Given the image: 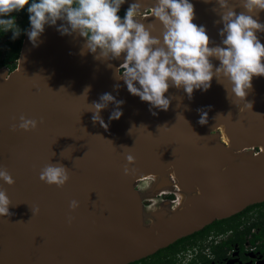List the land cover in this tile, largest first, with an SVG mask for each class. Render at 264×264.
Returning a JSON list of instances; mask_svg holds the SVG:
<instances>
[{
  "label": "water",
  "instance_id": "obj_1",
  "mask_svg": "<svg viewBox=\"0 0 264 264\" xmlns=\"http://www.w3.org/2000/svg\"><path fill=\"white\" fill-rule=\"evenodd\" d=\"M191 2L193 22L206 27L210 47L219 45L216 0ZM230 3L237 13L245 11L242 0ZM253 16L264 24V11ZM149 18L152 34L162 38V26ZM257 36L264 43V32ZM83 42L46 26L36 47L25 36L17 69L0 75V168L15 180L0 181L11 200V215L0 216V264H129L264 202V76L253 77L254 91L245 99L215 77L191 99L182 87H170L169 109L150 111L116 78L112 60L82 54ZM212 63L219 65L215 58ZM106 92L125 101L118 120H109L115 104L101 110L107 129L92 119L93 102ZM240 104L239 114L228 111ZM197 109L207 111L206 124L198 122ZM21 116L40 123L24 131ZM219 128L234 150L260 152L233 156ZM57 162L69 170L63 187L40 179L41 170ZM170 170L188 199L173 216L146 228L134 184Z\"/></svg>",
  "mask_w": 264,
  "mask_h": 264
},
{
  "label": "clouds",
  "instance_id": "obj_2",
  "mask_svg": "<svg viewBox=\"0 0 264 264\" xmlns=\"http://www.w3.org/2000/svg\"><path fill=\"white\" fill-rule=\"evenodd\" d=\"M127 2L0 0V32H11L13 41L23 32L36 47L45 27L55 26L62 36L75 34L83 38L82 54L86 50L94 58L104 61L119 59L123 54V62L119 65L122 72L116 73V78L123 81L130 94L147 102L150 111L169 109L170 98L165 93L170 87H182L191 99L194 90L207 91L215 77L218 83H222V79L229 81L231 93L238 99H245L253 77L264 76V43L257 36V32H264V24L253 16V13L264 11V0H242L245 11L239 13L230 0H216L220 8L217 23L223 24L219 30L222 40L211 47L206 27L193 22L195 9L191 0H154L150 15L162 26V38L152 34V23L145 24L138 19L143 11L139 0L130 3L123 16L119 15L122 5ZM210 2L205 0V3ZM25 6L29 27L21 29L12 14L24 11ZM58 21L62 23L58 25ZM212 58L219 61L218 66L212 63ZM109 103L116 105L109 120H118L123 115L124 100H117L106 92L99 97V102L92 104L93 121H98L105 129L108 125L100 112ZM197 111L198 122L206 124L207 111ZM19 120L18 127L24 131L34 130L40 123L25 116ZM16 127L14 125L13 130ZM133 159L131 155L127 156L129 162ZM127 172L125 168V174ZM40 179L49 185L63 187L70 179L69 170L59 162L49 163L41 170ZM0 181L8 185L15 183L5 168H0ZM10 204L6 191L0 189V216L11 215ZM69 207L75 210L79 202L73 199ZM71 220L69 216L68 222Z\"/></svg>",
  "mask_w": 264,
  "mask_h": 264
},
{
  "label": "flooded vegetation",
  "instance_id": "obj_3",
  "mask_svg": "<svg viewBox=\"0 0 264 264\" xmlns=\"http://www.w3.org/2000/svg\"><path fill=\"white\" fill-rule=\"evenodd\" d=\"M10 45L8 35L0 32V62L8 57ZM18 60L8 61L0 72L11 74ZM237 221L241 222V231L250 227V233L241 235L237 234L240 230L232 229L221 234L189 235L129 264H222L225 260L230 264H264V203L255 204Z\"/></svg>",
  "mask_w": 264,
  "mask_h": 264
},
{
  "label": "rangeland",
  "instance_id": "obj_4",
  "mask_svg": "<svg viewBox=\"0 0 264 264\" xmlns=\"http://www.w3.org/2000/svg\"><path fill=\"white\" fill-rule=\"evenodd\" d=\"M134 0H128L127 3L122 5L121 11H124L130 3H133ZM143 6V11L139 15L140 19L145 24L151 23V18H149L151 12V5L154 0H139ZM113 64L118 67V74H121L120 64L123 62V54L119 59L112 60ZM7 73L5 70L0 72L1 74ZM254 83L252 82V87L249 89L250 92L254 91ZM241 105V104H240ZM238 105L236 107L230 106L228 111L237 114L243 111L244 105ZM237 108V110H236ZM235 109V110H234ZM222 134V143L224 148L233 156H248L257 154L260 152L259 148H250L246 149L243 152H238L234 150L230 145V139L227 135L226 130L223 131V128H219L217 133ZM178 180L176 178L175 172L165 171L161 174H157L148 178L139 179L134 184V190L137 192L143 214V224L146 228H150L152 224L157 223L160 220L173 216L177 213L183 206L187 197V193L179 186ZM177 185V186H176ZM179 192H178V191ZM180 193V194H179ZM245 221V220H244Z\"/></svg>",
  "mask_w": 264,
  "mask_h": 264
},
{
  "label": "trees",
  "instance_id": "obj_5",
  "mask_svg": "<svg viewBox=\"0 0 264 264\" xmlns=\"http://www.w3.org/2000/svg\"><path fill=\"white\" fill-rule=\"evenodd\" d=\"M26 7L27 6H25V10L24 11L12 14V15L16 16L17 23L21 27V29H25V28L29 27L28 14L26 12ZM123 14H124V11L120 10L119 15L123 16ZM6 35H8V38H9V41H10L11 45L9 47L8 57L5 60L0 62V67L3 66L8 61H17L19 59L20 53H21V50H22V46H23V42H24V39H25V36H26V34H24L22 32V34L19 36V38H17L15 41H13L10 38L11 37V32L10 33H6ZM254 206L255 205L249 206L243 212H241L239 214H236L235 216L230 217L228 219L217 220L213 224L207 226L206 228H204L200 232L195 233L194 235H209L211 233L221 234V233L230 231L232 229L236 230L238 232V230H240V227H241V222H238L237 220L238 219L240 220L246 214V212H248V210H250ZM245 229L243 231L240 230L241 232H238L237 234H241V235L249 234L251 228L249 227L246 230Z\"/></svg>",
  "mask_w": 264,
  "mask_h": 264
},
{
  "label": "bare ground",
  "instance_id": "obj_6",
  "mask_svg": "<svg viewBox=\"0 0 264 264\" xmlns=\"http://www.w3.org/2000/svg\"><path fill=\"white\" fill-rule=\"evenodd\" d=\"M119 70H122V68L120 67V69ZM116 71H118V67H116ZM119 72V71H118ZM5 82V81H4ZM6 82H7V80H6ZM241 106V105H240ZM232 107H234V106H232ZM231 108V107H230ZM232 110V109H231ZM235 110V109H234ZM236 110H237V108H236ZM239 114V113H238ZM263 150V149H262ZM154 175H157V174H149V175H146V176H144V177H142V178H148V177H150L151 178V176H154ZM176 175V174H175ZM141 178V179H142ZM176 178H177V176H176ZM106 227H108V226H106Z\"/></svg>",
  "mask_w": 264,
  "mask_h": 264
},
{
  "label": "built area",
  "instance_id": "obj_7",
  "mask_svg": "<svg viewBox=\"0 0 264 264\" xmlns=\"http://www.w3.org/2000/svg\"><path fill=\"white\" fill-rule=\"evenodd\" d=\"M228 256L230 257V256H232V254L228 253ZM222 264H230V260H225Z\"/></svg>",
  "mask_w": 264,
  "mask_h": 264
}]
</instances>
